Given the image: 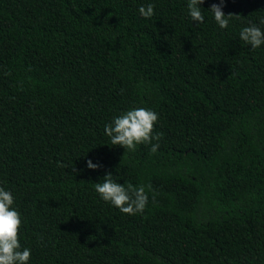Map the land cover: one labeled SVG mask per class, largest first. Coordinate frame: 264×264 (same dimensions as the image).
Instances as JSON below:
<instances>
[{
    "label": "trees",
    "instance_id": "1",
    "mask_svg": "<svg viewBox=\"0 0 264 264\" xmlns=\"http://www.w3.org/2000/svg\"><path fill=\"white\" fill-rule=\"evenodd\" d=\"M186 2L0 0V185L30 264H264V50L237 35L264 0H225L224 30L217 0L199 27ZM133 106L158 113L156 153L104 135ZM106 172L145 187L142 214L98 198Z\"/></svg>",
    "mask_w": 264,
    "mask_h": 264
},
{
    "label": "clouds",
    "instance_id": "2",
    "mask_svg": "<svg viewBox=\"0 0 264 264\" xmlns=\"http://www.w3.org/2000/svg\"><path fill=\"white\" fill-rule=\"evenodd\" d=\"M205 0H187L186 17L195 22L197 27L204 24L206 17L201 7ZM225 0H217L207 10L212 20L220 30L229 28L233 18L239 15L225 14ZM137 12L141 18L149 19L155 15V5L152 2L141 4ZM238 40L250 49L264 50V15L256 22L248 21L238 31ZM158 113L150 107L133 106L113 116L104 124V135L111 145L118 146L129 152H134L139 145H151L150 151L156 153L160 148L162 133L155 131L158 123ZM81 158V157H80ZM86 170H97L101 167L91 159L84 161ZM76 173V168H70ZM82 169L81 171L85 170ZM94 191L98 198L127 216L142 214L149 203V196L143 185L120 183L110 172H106ZM22 227V214L15 206L13 191L0 185V264H30L32 250L21 244L18 233Z\"/></svg>",
    "mask_w": 264,
    "mask_h": 264
}]
</instances>
